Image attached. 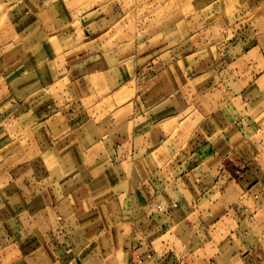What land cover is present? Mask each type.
Returning <instances> with one entry per match:
<instances>
[{
  "label": "crops",
  "instance_id": "0c3cea01",
  "mask_svg": "<svg viewBox=\"0 0 264 264\" xmlns=\"http://www.w3.org/2000/svg\"><path fill=\"white\" fill-rule=\"evenodd\" d=\"M39 14L0 79V264H264V0L133 56Z\"/></svg>",
  "mask_w": 264,
  "mask_h": 264
},
{
  "label": "rangeland",
  "instance_id": "374dc122",
  "mask_svg": "<svg viewBox=\"0 0 264 264\" xmlns=\"http://www.w3.org/2000/svg\"><path fill=\"white\" fill-rule=\"evenodd\" d=\"M238 3L239 0H0V79L8 80L10 73L19 66L13 53V49L18 47H14L30 42L31 38L37 39L39 30L35 27L39 25L38 16L43 10L59 13L60 24L68 23L70 26L72 19H78V14L86 9L92 7L101 11L108 18L109 25L113 26L114 46L120 43L117 47L122 51L129 47L130 53L126 54L133 56L137 42L166 45L165 40L169 39L171 29L177 33L178 38L170 41L171 45H175L174 42H179L184 37L181 32L185 27L186 16L190 18L189 15L192 14L190 30L194 34L198 33L199 37L200 26L209 25V22L210 26L218 24L217 20L224 18L221 17L222 11L231 17ZM201 12L205 18L207 16L202 23L199 19ZM68 13L71 17L67 16ZM48 22V27L54 26V20ZM48 27L46 31L51 35L52 41L58 36H64V29L55 31L53 28L49 31ZM122 31L129 37L127 42L122 43L121 36L117 34ZM216 31L217 28H214L209 33L213 32V36H216ZM195 40L191 41L196 42ZM10 54L12 61L9 59ZM2 89L6 90L7 85L1 83L0 90ZM2 104L8 105L5 101Z\"/></svg>",
  "mask_w": 264,
  "mask_h": 264
},
{
  "label": "built area",
  "instance_id": "2783aa9c",
  "mask_svg": "<svg viewBox=\"0 0 264 264\" xmlns=\"http://www.w3.org/2000/svg\"><path fill=\"white\" fill-rule=\"evenodd\" d=\"M159 208L161 209L162 207H161V206H159Z\"/></svg>",
  "mask_w": 264,
  "mask_h": 264
}]
</instances>
